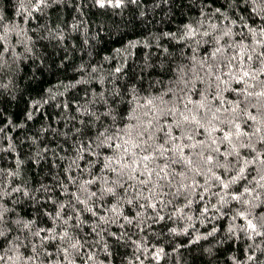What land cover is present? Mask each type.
I'll return each mask as SVG.
<instances>
[{"label":"snow or ice","instance_id":"6c2138e0","mask_svg":"<svg viewBox=\"0 0 264 264\" xmlns=\"http://www.w3.org/2000/svg\"><path fill=\"white\" fill-rule=\"evenodd\" d=\"M16 3L15 18L0 8V264H180L193 245L207 264H264V0H189L197 15L161 33L178 50L143 44L135 71L113 56L111 68L78 65L86 75L65 87L83 95L14 138L34 115L6 116L9 86L37 45L63 51V64L78 34L91 57L100 33L88 34L86 10L141 0ZM150 235L188 240L168 252Z\"/></svg>","mask_w":264,"mask_h":264},{"label":"trees","instance_id":"16d2710c","mask_svg":"<svg viewBox=\"0 0 264 264\" xmlns=\"http://www.w3.org/2000/svg\"><path fill=\"white\" fill-rule=\"evenodd\" d=\"M188 3L189 0H167V2L165 0H141L139 6H130L123 10H86L89 12L87 16L88 34L95 35L97 31L100 33L91 57L85 52L87 46L82 45L81 37L78 34L65 42L68 44L69 50L67 52L68 58L64 60L63 64H61V59L64 56L63 51L58 52L57 49L44 42L38 44L32 58L21 65L22 71L16 75L13 81L14 87L9 86L16 98L6 113V116H10L13 121L20 123L25 121V113L32 111L34 119L27 121L26 129L10 131L9 134L14 138L20 137L23 132H30V134L35 135L39 132L41 125L50 123L60 112V108L57 107L58 102L82 96V88L85 86L65 87L81 75H86L76 71V67L82 63L85 66L88 63H104L105 68H111L112 65L104 62L103 57L113 56L115 57L113 64H119L121 60L127 59L129 67L135 71L136 66L144 62L145 52L149 51L143 47V44H148L154 54L159 52L157 45L167 47L170 51L178 50L181 45L163 38L161 33L176 32L179 34L183 24L191 21L197 15V10L189 8ZM0 8L3 9L8 18H15L16 0H0ZM61 14L64 15L61 23L72 18L71 14ZM32 35L35 36V33ZM129 41H141L142 44L128 51H123ZM73 44L75 47L72 46ZM117 49L122 51L117 52ZM17 51L20 52L23 49L18 47ZM154 58L158 57L154 56ZM3 79L4 82H7V77ZM92 86L95 87L96 85L93 84ZM33 103L37 104L38 108H32ZM4 143L6 144L7 141L5 140ZM17 143H19L18 139ZM24 150H28L27 145H24ZM5 155H8L9 160L13 159V155ZM30 166L31 162L29 161L26 167ZM192 222L196 223V227L201 232L207 231V228L201 226L195 219ZM180 226L183 227L184 225L181 224ZM154 228L159 231V226H154ZM169 239L167 235L161 239L149 236L150 242L164 247L168 252H171L172 244L184 243L188 237H173L171 238L172 244L169 243ZM199 247V245H193L191 248L183 249L180 264H207V257L202 255L198 250ZM119 251L121 256L125 251L132 255L130 249H120ZM175 256L176 254H173L172 257L162 259L160 264H176ZM144 264H155V261L145 260Z\"/></svg>","mask_w":264,"mask_h":264}]
</instances>
